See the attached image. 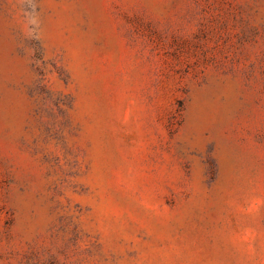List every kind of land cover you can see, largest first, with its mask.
<instances>
[{
  "label": "rangeland",
  "instance_id": "obj_1",
  "mask_svg": "<svg viewBox=\"0 0 264 264\" xmlns=\"http://www.w3.org/2000/svg\"><path fill=\"white\" fill-rule=\"evenodd\" d=\"M0 264H264V0H0Z\"/></svg>",
  "mask_w": 264,
  "mask_h": 264
}]
</instances>
